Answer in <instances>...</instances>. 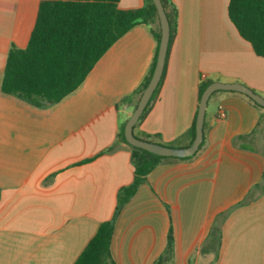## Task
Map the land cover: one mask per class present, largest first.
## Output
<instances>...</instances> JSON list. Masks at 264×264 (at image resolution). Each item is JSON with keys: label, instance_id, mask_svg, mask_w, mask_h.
Segmentation results:
<instances>
[{"label": "crops", "instance_id": "0c3cea01", "mask_svg": "<svg viewBox=\"0 0 264 264\" xmlns=\"http://www.w3.org/2000/svg\"><path fill=\"white\" fill-rule=\"evenodd\" d=\"M39 0H0V82L9 49L24 48ZM229 0H171L175 32L158 96L136 137L184 147L202 81L240 83L264 97V57L227 15ZM144 0H119L120 9ZM135 25L58 103L35 107L0 90V264H72L118 191L133 178L119 138L157 43ZM224 118H219V111ZM242 95H211L203 145L188 160L156 166L114 219L115 264H264V125ZM220 229V237L213 232Z\"/></svg>", "mask_w": 264, "mask_h": 264}, {"label": "trees", "instance_id": "16d2710c", "mask_svg": "<svg viewBox=\"0 0 264 264\" xmlns=\"http://www.w3.org/2000/svg\"><path fill=\"white\" fill-rule=\"evenodd\" d=\"M119 0H39L36 17L27 44L24 48L14 45L8 51L0 90L35 107H46L61 101L75 91L85 80L99 58L127 31L140 23L153 24L151 32L157 48L149 72L135 91L140 95L152 75L158 51L160 28L156 8L152 0L136 9H120ZM170 26L167 54L172 42L177 11L171 0H161ZM227 15L241 38L247 41L256 56L264 57V0H229ZM167 58V56H166ZM166 65V60H165ZM165 65L159 83L148 101L139 124L156 100L165 73ZM211 81H202L197 89V108L203 90ZM218 92L216 91L212 95ZM242 95L261 111L259 125H264V107ZM197 108L187 131L189 145L195 135ZM124 124L119 138L130 148L133 178L129 185L118 191L115 213L110 220L101 222L72 264H115L110 254V242L114 219L119 209L135 194L147 175L163 160H188L186 158L162 157L129 145L124 138ZM137 137V136H136ZM158 134H145L142 140L161 144ZM163 145V144H162ZM166 146L180 147L176 144ZM220 237V229L213 226ZM171 234L162 255L153 264H164L171 256Z\"/></svg>", "mask_w": 264, "mask_h": 264}, {"label": "water", "instance_id": "95a60500", "mask_svg": "<svg viewBox=\"0 0 264 264\" xmlns=\"http://www.w3.org/2000/svg\"><path fill=\"white\" fill-rule=\"evenodd\" d=\"M152 2L156 8L158 23L160 28V39H159L157 56H156V62L148 84L140 94L134 110L132 111L131 115L125 122L124 130H123L124 138L129 145L146 150L158 156L171 157V158H186L194 155L198 151L199 146L202 143L205 111L208 100L214 92L216 91L237 92L249 97L251 100H253L256 104H258L261 107H264V97L255 93L249 87L240 83H223V82L213 81L203 90L201 94L197 108L195 135L192 142L189 145L184 147H172V146H166L158 143L149 142L135 137L133 134V128L135 124L138 122L141 114L143 113L148 101L150 100L162 76V72L164 69L165 60L167 56L169 37H170V26L161 0H152Z\"/></svg>", "mask_w": 264, "mask_h": 264}, {"label": "built area", "instance_id": "2783aa9c", "mask_svg": "<svg viewBox=\"0 0 264 264\" xmlns=\"http://www.w3.org/2000/svg\"><path fill=\"white\" fill-rule=\"evenodd\" d=\"M224 116H225L224 112L220 110L219 114H218V117L219 118H224Z\"/></svg>", "mask_w": 264, "mask_h": 264}]
</instances>
